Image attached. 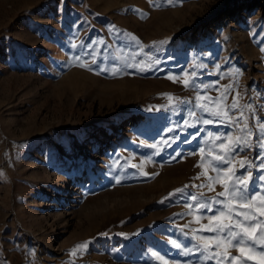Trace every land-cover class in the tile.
I'll list each match as a JSON object with an SVG mask.
<instances>
[{
  "label": "rangeland",
  "instance_id": "obj_1",
  "mask_svg": "<svg viewBox=\"0 0 264 264\" xmlns=\"http://www.w3.org/2000/svg\"><path fill=\"white\" fill-rule=\"evenodd\" d=\"M147 54L159 70L126 67ZM191 71L264 108V0H0V264H202L188 197L223 190L196 187L198 165L215 176V136L239 133L202 123ZM258 154L234 161L253 162V192Z\"/></svg>",
  "mask_w": 264,
  "mask_h": 264
},
{
  "label": "snow or ice",
  "instance_id": "obj_2",
  "mask_svg": "<svg viewBox=\"0 0 264 264\" xmlns=\"http://www.w3.org/2000/svg\"><path fill=\"white\" fill-rule=\"evenodd\" d=\"M149 3L158 8L170 4L171 0H162V3H154L153 0H149ZM131 11L142 17L145 15L139 9ZM133 39L136 38L133 37ZM167 42L161 41L160 44L163 45ZM73 47H77V45H73ZM79 47L85 48V55L91 57L93 63L96 62L94 48H89L83 43ZM143 55L145 54L141 53V56ZM147 55L150 63L145 64L141 59L135 64L126 65V67H136L139 71L159 70L161 60L151 54ZM80 66L87 65L82 63ZM89 70L92 69L89 68ZM103 70L107 71L108 69ZM120 71L121 68L115 66L112 69V74L117 75ZM184 75H188V73ZM191 75L193 79L191 81L185 79L183 84L186 88L191 87L197 90L194 108H199L207 116L212 117V119H204L202 123L218 124L222 122L236 129L239 134L235 137L229 134L215 136L213 147L209 149V155H212L213 151L218 153L212 157L211 162V171L215 173V176L209 175L208 168L202 163L198 165L204 168L200 176L206 177L208 183L195 186L215 192L216 185L219 184L223 190L216 192L212 197H207L204 192H200L199 195H189L188 199L192 203L186 205L189 209L187 215L193 216L194 219L183 227L189 229L194 238V250L200 256L202 264H208L209 261L212 264H249V262L264 264V119L259 116V112L264 111V108L258 110L251 103L242 105L239 102L241 98L239 91H236V96L229 105L227 99L233 91L232 85H229L222 95L212 97L207 94V89L210 86L214 87L215 82L212 85H205L199 81L195 71H191ZM167 78L173 79V76L169 75ZM217 91H219L218 88ZM187 103H193V101H187ZM217 105L221 107L219 109L214 107ZM245 109L248 110L247 113ZM191 115L196 116L194 109L191 110ZM249 118L252 120L251 125ZM185 123L187 122L185 121ZM253 137L255 144L252 142ZM216 141L219 143H215ZM151 147L155 148V145H151ZM253 147L260 150V154L257 156L260 163L255 167L261 170V175L258 177L260 184L255 192L251 191V186L255 183L251 171L253 162L248 161V158L245 157L240 161L239 169L234 164L240 152L246 149L251 150ZM198 151L204 153L205 148L201 147ZM132 167L137 166L132 165ZM144 175L148 174L144 173ZM200 176L196 179H199ZM115 183L119 184L121 181L117 179ZM183 191L184 189H176L174 193L169 194V197ZM205 219L207 223H202ZM193 223L200 227L192 228ZM85 247L86 244L77 245L76 248L70 250V254L76 256L77 249ZM176 247H181V245L177 244ZM231 249H237L239 255H232ZM69 264H74V262L70 261Z\"/></svg>",
  "mask_w": 264,
  "mask_h": 264
}]
</instances>
